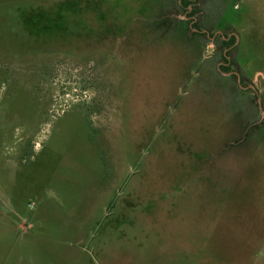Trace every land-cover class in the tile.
<instances>
[{
    "label": "rangeland",
    "instance_id": "obj_1",
    "mask_svg": "<svg viewBox=\"0 0 264 264\" xmlns=\"http://www.w3.org/2000/svg\"><path fill=\"white\" fill-rule=\"evenodd\" d=\"M181 1L0 0V264H264V0Z\"/></svg>",
    "mask_w": 264,
    "mask_h": 264
},
{
    "label": "trees",
    "instance_id": "obj_2",
    "mask_svg": "<svg viewBox=\"0 0 264 264\" xmlns=\"http://www.w3.org/2000/svg\"><path fill=\"white\" fill-rule=\"evenodd\" d=\"M193 3V0H182L181 1V5H183L184 7H188ZM193 28L198 29V25H193ZM193 36H198L196 33L192 34ZM226 38V37H225ZM222 43L224 45H226L228 48H230L234 43H235V38L232 36L230 37L227 41L223 40ZM223 60L225 62L226 65L221 66V69L224 71H229V67L231 66V64L229 63V61L223 57ZM229 65V66H228ZM88 125V124H87Z\"/></svg>",
    "mask_w": 264,
    "mask_h": 264
}]
</instances>
